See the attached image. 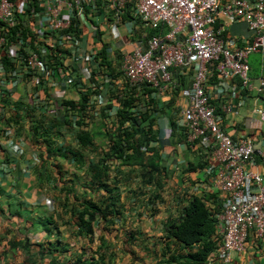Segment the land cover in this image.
Instances as JSON below:
<instances>
[{
  "label": "crops",
  "instance_id": "0c3cea01",
  "mask_svg": "<svg viewBox=\"0 0 264 264\" xmlns=\"http://www.w3.org/2000/svg\"><path fill=\"white\" fill-rule=\"evenodd\" d=\"M80 1L84 5L87 2ZM32 9L38 11L41 6L35 5ZM106 9L100 1L87 4L76 25L81 29L82 48L88 46L93 35L97 36L102 52L111 61L108 65L113 68L112 74L118 75L115 76L117 80L121 55L130 52L132 43L143 37V33L150 35L151 29L133 25L122 17L115 29L118 40L111 42L110 30L116 21L113 12ZM36 24L28 21V30L33 31ZM219 25L224 30V37L234 40L237 47L251 42L252 34L242 20L221 16ZM121 27L125 34L120 32ZM129 28L135 30L134 34H127ZM248 63L253 79L263 75L264 51L252 54ZM67 65L75 67L71 62ZM5 66L8 69L7 61ZM190 79L186 72L173 71L175 89L165 90L158 102L155 100L163 109L157 114L156 140L152 144L160 154L164 171L160 199L152 209L148 202L139 206L132 196V190L137 186V180L133 179L121 195L126 208L122 217L116 219L113 226L105 228L102 219L96 216L92 222V242L76 234L77 227L71 223L69 208L90 190L92 185L86 170L97 157L87 151L76 154L80 150L75 134L81 128L73 116L61 114L58 108V104L77 100L78 91L72 87L62 94L42 78L26 75L18 79L8 96L0 98V264H50L52 258L56 264H68L82 252L86 258L94 257L97 250L105 247L113 254L111 264H158L166 246L171 247L170 250L176 247L163 239L164 223L169 218H179L193 196L202 199L213 214L219 213L218 189L205 171L214 166L215 174L220 167L211 159V140L207 138L194 145L187 143L179 117L180 109L187 103L179 93L189 85ZM121 81L102 94L106 102L113 100L111 106L106 107L110 111L116 113L120 109L126 94L149 102L145 95L141 96L144 92H128L127 85ZM205 88L222 129L234 140L245 138L253 143L256 151L245 169L264 175V164L258 155V151L264 154V121L255 113L258 107L264 109V95L240 88L235 78L219 80L213 69L209 71ZM34 95L47 100L55 95L57 101L55 105L36 110L32 100ZM224 105L231 106L230 114L223 113ZM105 119L104 114L97 115L87 131L103 134ZM43 136L50 140V147L43 143ZM95 140L99 143L103 139L96 135ZM131 232L135 237L133 242L128 241ZM178 249L182 253H193L198 247L180 245ZM203 264L223 263L213 251ZM230 264H264V240L249 236L245 250L234 254Z\"/></svg>",
  "mask_w": 264,
  "mask_h": 264
},
{
  "label": "built area",
  "instance_id": "2783aa9c",
  "mask_svg": "<svg viewBox=\"0 0 264 264\" xmlns=\"http://www.w3.org/2000/svg\"><path fill=\"white\" fill-rule=\"evenodd\" d=\"M86 1L84 5L80 0H0V98L7 97L11 86L26 75L49 81L62 94L75 87L79 98L73 107L58 104L60 113L73 116L82 130H88L95 117L104 114V130L114 133L118 122L116 113L106 108L113 101L104 100L106 89L122 80L129 91L149 89L146 100L158 101L165 90L175 89L173 71L190 74L189 85L179 93L187 102L179 117L187 143L211 140V159L220 167L215 174L214 166L205 171L217 187L221 202L220 212L214 214V252L223 264H230L234 254L245 250L249 236L264 240V175L245 169L256 151L253 143L245 138L234 140L222 129L205 85L213 69L219 80L235 78L240 88L264 95V74L253 79L248 63L252 54L264 51V0ZM98 1L114 14L111 42L118 40L115 29L124 14L125 21L133 25L164 31L143 33L132 43L131 51L120 57L117 80L111 65L103 63L111 61L102 52L96 35L88 46H80L82 34L76 24L85 6ZM35 5L41 9L34 11ZM221 16L245 22L251 42L237 47L234 40L226 39L219 25ZM28 21L37 23L33 31L28 30ZM134 32L129 28L127 34ZM70 62L75 67L68 66ZM83 97L84 110L80 111ZM32 100L40 110L55 105L57 98L34 95ZM222 109L225 114L232 111L230 105ZM255 113L264 121V109L258 107ZM258 155L264 164V154L258 151Z\"/></svg>",
  "mask_w": 264,
  "mask_h": 264
},
{
  "label": "trees",
  "instance_id": "16d2710c",
  "mask_svg": "<svg viewBox=\"0 0 264 264\" xmlns=\"http://www.w3.org/2000/svg\"><path fill=\"white\" fill-rule=\"evenodd\" d=\"M122 17L127 20V15L124 14ZM163 32V29L150 30V35ZM103 63L108 64L107 61ZM143 92L141 96L149 94L150 90L145 88ZM84 101L83 97L80 111L84 110ZM156 101L150 99L146 103L144 98L130 97L126 94L120 109L116 112L118 127L114 133L105 131L103 134H92L87 130L78 129L75 134L80 150L76 154L87 151L97 157V161L90 163L86 170L93 187L91 186L88 192H84L83 198L69 208L73 220L71 223L77 227L76 234L83 235L88 242L93 241L92 222L95 221L96 216L102 219L105 228L113 226L114 221L122 217L126 208L121 202V195L123 189L127 188L133 179L137 180V186L132 190L134 191L132 196L139 206L142 202H148L152 209L156 200L160 199L164 171L160 165V154L152 144L156 140L154 126L158 118L157 114L163 109H160ZM64 104L72 106L73 102ZM79 113L77 111V115ZM96 135L103 140L98 143L95 140ZM43 138V143L50 147L51 142L48 137L43 136ZM64 208L68 210V207ZM214 214L206 208L202 199L193 196L182 209L179 218L166 220L163 239L170 241L176 247L170 250L171 247L166 246L158 264H203L216 249ZM134 238L131 232L128 241L133 242ZM11 245L15 247V244ZM180 245H195L198 249L193 253H182L178 249ZM84 254L82 252L71 258L68 264H111L113 255L109 247L100 248L95 252V256L93 255L94 257L86 258ZM55 262L56 260L52 258L50 264H56Z\"/></svg>",
  "mask_w": 264,
  "mask_h": 264
},
{
  "label": "rangeland",
  "instance_id": "374dc122",
  "mask_svg": "<svg viewBox=\"0 0 264 264\" xmlns=\"http://www.w3.org/2000/svg\"><path fill=\"white\" fill-rule=\"evenodd\" d=\"M120 32H121L122 34H125V33H126L124 27H121V28H120Z\"/></svg>",
  "mask_w": 264,
  "mask_h": 264
}]
</instances>
